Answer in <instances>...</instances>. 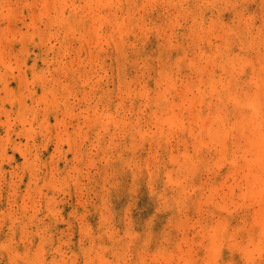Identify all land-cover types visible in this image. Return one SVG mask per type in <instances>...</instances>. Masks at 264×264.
I'll list each match as a JSON object with an SVG mask.
<instances>
[{"label": "rangeland", "instance_id": "374dc122", "mask_svg": "<svg viewBox=\"0 0 264 264\" xmlns=\"http://www.w3.org/2000/svg\"><path fill=\"white\" fill-rule=\"evenodd\" d=\"M0 264H264V0H0Z\"/></svg>", "mask_w": 264, "mask_h": 264}]
</instances>
